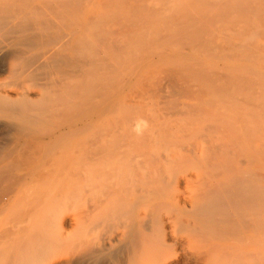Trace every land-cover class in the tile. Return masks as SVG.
Wrapping results in <instances>:
<instances>
[{"label":"bare ground","instance_id":"bare-ground-1","mask_svg":"<svg viewBox=\"0 0 264 264\" xmlns=\"http://www.w3.org/2000/svg\"><path fill=\"white\" fill-rule=\"evenodd\" d=\"M106 1L0 0V51L18 50L0 82V114L13 120L0 161L22 160L35 146L26 158L43 165L34 180H59L57 192L22 199L33 204L20 217L39 223L6 231L19 244L7 264H264V120L255 99L232 108L206 85L203 93L177 85L179 95L186 90L172 118L176 108L169 115L161 101L164 74L178 84L195 65H264V0H109L119 24L105 31ZM67 15L78 28L50 45L48 30ZM122 44L124 68L143 61L118 83ZM176 66L186 67L181 76ZM234 72H217L235 82L221 84L247 91L257 82L245 86ZM188 75V83L200 76ZM146 115L150 126L140 130Z\"/></svg>","mask_w":264,"mask_h":264},{"label":"rangeland","instance_id":"rangeland-1","mask_svg":"<svg viewBox=\"0 0 264 264\" xmlns=\"http://www.w3.org/2000/svg\"><path fill=\"white\" fill-rule=\"evenodd\" d=\"M80 1H82V0H80ZM89 2V1H92V0H83V3H85V2ZM109 0H107L106 2L108 3V12L107 11H104V14L103 15H106V12H107V16L108 17H106V19H105V21L103 20L105 17L104 16H102L103 17V19H102V17L101 16H99V18H100V25L104 28V30L105 29H111V27H113V29L115 28V27H117L118 26V24H119V22H118V24H117V22H115L114 20H113V22H112V19H115L118 15L116 14V16H114L115 15V13H117V12H115L116 11V1L115 0H113V1H115L114 3V6L112 5V7L113 8H111V5L109 6V4H112V3H109L108 2ZM111 1V0H110ZM106 3V4H107ZM111 9H110V8ZM107 9V8H106ZM109 9L110 10H112L111 12L109 11ZM111 13V14H110ZM109 15H111V16H109ZM76 17H77V15L76 16H71V15H67V16H65V17H63V19L65 18V20H63V19H56V23L55 24H57V25H55L54 23H53V25H51L52 27H51V31L50 30H48V33H47V35L45 36V39L47 40L46 42L48 43V41H49V44L50 45H56V41L58 42L59 40H61V38H63L64 36H66V34L68 35V34H71L72 32H74L77 28H78V25H77V23H76ZM110 17L112 18V19H110ZM70 19V20H66V19ZM109 18V19H108ZM107 19H108V21H107ZM117 19L119 20V17H117ZM62 20V21H61ZM102 20V21H101ZM116 20V19H115ZM118 20H116V21H118ZM59 21V22H58ZM62 23H61V22ZM65 21H67V22H65ZM104 21V22H103ZM107 21V22H106ZM65 24V26L66 27H68V28H65L64 27V25H61V24ZM72 23V24H71ZM106 23V26L104 25V24ZM113 23V24H112ZM115 23V24H114ZM59 24V25H58ZM68 26H67V25ZM70 24V25H69ZM74 24V25H73ZM111 24V25H110ZM117 24V25H116ZM72 25V26H71ZM109 25H110V27H109ZM106 28H105V27ZM42 27H44V25H42ZM71 27V28H70ZM75 27V28H74ZM58 28H59V30H58ZM71 29V30H70ZM106 31V30H105ZM54 34H53V33ZM52 33V34H51ZM52 38H51V37ZM48 37V38H47ZM54 38H56V39H54ZM59 38V39H58ZM51 39V40H50ZM52 42H53V44H52ZM122 46L123 47H121V49L124 51L125 50V48H124V46L125 45H123L122 44ZM120 47L118 48V52L121 50L120 49ZM120 49V50H119ZM121 50V52H120V54L119 53H117V54H119L118 56H120L121 55V57H120V59L121 58H124L125 60H122V62H120V65L121 64H123V65H121L120 67L121 68H119V66H118V68H117V71H116V74H117V72H118V74L116 75V77L118 78V83H121V82H123V81H127L128 79L130 80V79H133L134 77V75H135V71H136V68L137 67H139L140 65H142V59H136V56L134 57V59H135V61H133L134 59H132V61H130L131 63H134V64H130L131 66L129 67L130 69H127L126 67V70H123V69H125L124 68V66H128V65H125V63L127 64V62H126V60L128 59V55L126 54L127 53V50H125L124 52ZM18 51V50H17ZM17 51H16V48L15 49H13V50H10V51H3V52H1L0 51V82H3L4 80H6V78H7V72H8V68L11 66V64L12 63H14L15 61H16V59H17ZM86 51H88V48H86ZM123 52V53H122ZM16 53V54H15ZM14 54L16 55L15 57H14ZM126 54V55H125ZM200 54V53H199ZM201 56H206V52H203L202 54H200ZM119 58H118V61H121ZM129 60V59H128ZM141 61V62H140ZM119 65V64H118ZM261 66L259 67V64H254V65H249V66H244V67H242V68H229L228 69V71H235L233 74L235 75V74H239L241 77H243V81H242V79L240 80L241 82H244V85L245 86H248L249 84H251L252 82H251V80H252V78H253V80L252 81H254V82H256V84L254 85V83L252 84V86L253 87H256V89H254L253 87H251V85H249L250 87H251V89H250V87L248 88L247 87V91H246V89H240L239 88V90H240V92H238L239 90L238 89H236L234 86H231V85H227V84H229V83H231V84H235V82L234 83H232V82H230L229 80H227L228 78H226V77H224L223 78V80L222 81H220L221 79H222V75L223 74H221V76L219 77V74L217 73V72H221V73H226V72H228L227 70H224V67H213V68H211V67H205V66H199V65H195V66H192V67H195V68H191L192 70H195V71H197V73L196 72H194V73H196V75L198 74V75H200L199 76V78H200V80H198L199 78H198V76L197 77H194V76H196L195 74L193 75L192 74V70H189V72H187L188 71V69H186L187 71V75H188V73H190L191 75L190 76H192L193 75V77L195 78V80L194 79H192V80H194V81H189V83L187 82L188 81V79L190 78L189 77V75H188V77L189 78H187V80H186V78L185 77H187V75H186V73H185V77L183 78V77H180V82H179V80H178V78H177V83L178 84H176V82L174 83V84H176V87H177V85L179 86V87H181V86H191V89H195L196 90V92H201L202 90H203V88H205V85H206V88L205 89H207V90H205V92H210V93H213L214 95H215V93H217L216 94V97L217 96H220V95H224L225 96V91L224 90H226V92L228 91V88H226L227 86L229 87V89L231 88V92L230 91H228L227 93H231V94H226V96H231V97H229L228 99H227V97L225 96H223V98H225V100H229L228 101V104H229V102H230V107H235L234 105H233V102L235 101V102H237V103H239V102H242V103H244L246 106H250L251 104H249V103H251L250 102V100L251 99H255V101H256V103H254L253 102V104H256L257 106L255 107V108H257L258 106V108H257V110L256 111H258V112H254V114L255 115H257V113H259L260 114V112H261V118H263V120H264V116H263V114H264V97L263 98H261V96H260V94L259 93H257L258 91H259V85H260V83H262L261 84V87L264 89V65L263 64H260ZM172 66V65H171ZM171 66H170V71L169 72H171ZM179 66V65H178ZM178 66H176V69L178 70L180 67H178ZM201 67H202V69H201ZM255 67V68H254ZM172 68H174V66H172ZM182 68V69H181ZM181 68L179 69V70H182L183 71V73H184V70H185V68L184 67H182L181 66ZM119 69H121V70H119ZM176 69H172V70H175V71H177ZM184 69V70H183ZM199 69H201V71H202V73H199V72H201V71H199ZM205 69V70H204ZM213 69V70H212ZM7 70V71H6ZM121 71V72H119V71ZM123 70V71H122ZM169 70V69H168ZM179 70H178V72H179ZM207 70H209L207 73H203L204 71L206 72ZM210 70H212V71H210ZM124 71H126V72H124ZM175 71H172V74H177V72L176 73H174ZM182 71H180L179 73H178V75L177 76H181L183 73H181ZM191 71V72H190ZM199 71V72H198ZM261 71V72H260ZM168 72V73H169ZM211 73V75H212V77H211V75H210V73ZM213 72H215V74L213 75ZM238 72V73H237ZM250 73L251 75H249L248 76V74L247 73ZM119 73H120V75H119ZM167 73V72H166ZM218 74V76H216L217 74ZM203 74H207L208 76L207 77H205V79H211V78H213V79H215L216 78V80L215 81H213V83H212V81L211 80H208L207 81V83H205V79H204V75ZM175 75H173V76H175ZM229 75L230 76H232V72L231 73H227V75H225V76H227V77H229ZM176 76V77H177ZM214 76V77H213ZM248 76V77H247ZM168 78L169 76H168V74H167V76L164 74V76H163V78L165 79V78ZM170 77L172 78V75H171V73H170ZM175 77V78H176ZM219 77V78H218ZM249 77H252V78H250L249 79ZM166 78V82H162L164 85H166L167 86V84H168V88L170 87L171 88V85H173V87H172V89H173V91L175 92H173L175 95L178 93V87L176 88H174V84H172V83H170L171 82V78H169L170 79V81H169V79H167ZM184 79V81L182 80L181 81V79ZM192 78V77H191ZM191 78H190V80H191ZM196 78H198L197 80L199 81H196ZM218 78V79H217ZM221 78V79H220ZM225 78H226V80H225ZM248 78V79H247ZM163 79V81H165ZM174 78H172V80H173ZM245 79H247V80H245ZM255 79V80H254ZM261 79H262V81H261ZM176 80V79H175ZM202 80V82H200ZM248 80H250V82L251 83H249V81ZM187 83H186V82ZM211 81V83L213 84H211V83H209ZM226 81H228V83L225 85H223V84H221V83H225ZM246 81H247V83H248V85H247V83H246ZM172 82H174V81H172ZM183 82H185V84L183 83ZM196 82H198V84H199V86L201 87L200 89H199V87L197 86L198 84L196 83ZM165 83H167V84H165ZM195 83L197 84V85H195ZM215 83V84H214ZM237 84L239 83V84H241V85H243L242 83H240L239 81H237L236 82ZM246 83V84H245ZM259 85H258V84ZM183 84V85H182ZM202 84V85H201ZM223 85V86H221V85ZM211 85V86H210ZM217 85V87H215ZM220 85V86H219ZM240 85V86H241ZM165 86V87H166ZM193 86V87H192ZM212 86L213 87H215V89H217L218 87V89L217 90H213V88H212ZM238 87H239V85H237ZM221 87H223L222 89H221ZM237 87V88H238ZM168 88H167V91H168V97H167V100H165V98L166 97H164L161 101H162V105H167V104H169V106L167 105L166 106V111H167V114L169 113V115H171L172 113V111H169V108L170 109H174V108H176L177 107V105L178 104H176V103H178V101L179 102H181L182 101V99H181V97H182V95H184L185 94V88L184 87H182L183 89H185V90H182V88L179 90V91H181V95H179L180 93H178L176 96H172V95H174V94H172L171 92H170V94H169V90H170V88H169V90H168ZM212 88V89H211ZM241 88H242V86H241ZM246 88V87H245ZM253 88V89H252ZM235 89V90H234ZM236 90H238V91H236ZM254 90H257L256 92L254 91ZM171 91V90H170ZM184 91V92H183ZM212 91V92H211ZM218 91H224V93L222 92L221 94H220V92H219V94H218ZM241 91H245L243 94H246V95H248V93H249V91H250V93H249V95L251 96L250 97V99H249V96H248V98H246V95H243L242 97H241ZM204 92V90L201 92V93H203ZM215 92V93H214ZM236 93V92H238V98L239 99H236L235 97H234V99H233V96L234 95H236V94H233L232 95V93ZM255 92V93H254ZM212 94V95H213ZM240 94V95H239ZM158 95V99L159 98H161V96L159 95V93L157 94ZM236 95V96H237ZM160 96V97H159ZM262 96H264V95H262ZM172 97V98H171ZM244 97V98H243ZM231 98V99H230ZM175 99H176V101H175ZM246 99V100H245ZM169 100H171L170 102H169ZM259 100H260V103H259ZM249 102V103H248ZM246 103H248V104H246ZM258 104H263V106H260V105H258ZM161 105V106H162ZM175 106V107H174ZM245 106V108H248V107H246ZM253 106H255V105H253ZM261 107H262V109H261ZM250 108H252L253 109V111L255 110L254 109V107H249L248 108V110L250 109ZM163 110V109H162ZM175 110V112L172 114V116H171V118L173 117V115L176 113V111H177V108L176 109H174ZM169 111V112H168ZM244 111H246V109L244 110ZM250 111L252 112V110L250 109ZM250 111H247V112H250ZM263 111V112H262ZM164 113V112H163ZM171 113V114H170ZM119 116H120V118H122L123 117V115H120L119 114ZM170 117V116H169ZM262 120V121H263ZM62 121V120H61ZM139 123H138V127H139V129L140 130H143V129H146V128H148L149 126H150V117L148 116V115H146V116H144L143 118H141L139 121H138ZM264 122V121H263ZM262 122V123H263ZM13 123V120L12 119H9V117H7L6 115H4V114H0V149H1V147H5L6 146V144H8L11 140L10 139H12L13 138V136L11 135V134H13V132L10 134V132H9V125L10 124H12ZM60 124H61V122H59ZM62 123H64L63 121H62ZM261 123V125L263 126V124ZM264 127V126H263ZM264 129V128H263ZM11 135V136H10ZM10 140V141H9ZM11 143V142H10ZM35 150H36V147L35 146H32L30 149H29V151L27 152V156L24 158V159H22V160H5V161H0V264H7V261L9 260V258L11 259V257H13V255L15 254V250H16V254H18V247H19V244H17L16 243V241H14V240H11V239H9L8 237H5L4 235H6L7 234V230H8V232H9V229H10V232H11V230L13 229V231H14V228L16 229V230H18L19 229V227L18 226H20V228H22L21 227V225L23 224L22 222L24 221L25 222V226L26 227H30V228H32V227H37V224L39 223V221H37L36 219H35V217H33V216H30L29 214H27V216H26V214H24L26 217H27V219H23L22 217H23V214L21 213V209L23 208V209H25L26 207H27V205L30 203H27V202H25L26 203V206L24 207V205H25V203H24V201H25V199L24 198H29L28 196L30 195V196H33L34 194V191H37L38 192V194H39V191L40 192H57L58 191V188H59V185H58V183H59V180H58V182L56 181V182H54L52 179L50 180V178H49V181H48V184H47V182L46 183H44L45 185H43V183H42V185L41 186H46L48 189H46V187H42L41 188V186L40 185H38V183H37V181H35L34 180V178H36V175H34L33 174V172L37 169V170H41L42 168H39V166L40 167H43V165H41L38 161H36V162H31V161H29V160H33V159H31L30 157H31V154H33V152H35ZM30 157H29V156ZM26 158H29V160L27 161L26 160ZM24 160V161H23ZM57 166V167H56ZM54 168L56 167V169L58 168V167H60V166H58V165H55V166H53ZM53 168V169H54ZM49 169V168H48ZM51 169H52V167H51ZM52 169V170H53ZM52 170H50V172L52 171ZM54 172L53 173H56L55 172V169L53 170ZM57 171H58V169H57ZM52 172H51V174L53 175H51L52 177H54V174H53ZM63 176V175H62ZM29 177V178H28ZM63 177H65V176H63ZM66 178V177H65ZM31 180V181H30ZM34 180V181H33ZM62 181V180H61ZM64 181V182H63ZM62 181V183H63V185L65 186H67V181L66 180H63ZM35 184H36V187H35ZM47 184V185H46ZM30 185H31V187H30ZM37 186H39L38 188H37ZM50 186H51V188H50ZM27 187V188H26ZM29 187V188H28ZM11 188V189H10ZM21 189V190H20ZM27 189V190H26ZM34 189V190H33ZM45 189H46V191H45ZM73 190H75V188L73 187L72 188V191ZM263 190H264V188H263ZM28 191H30V192H28ZM18 192V193H17ZM25 192H27L28 193V195H27V193H26V195H25ZM73 192H82V190L81 189H78V190H76V191H73ZM264 192V191H263ZM36 193V192H35ZM31 194H33V195H31ZM6 195H8V196H6ZM22 195V196H21ZM24 196H27V197H24ZM35 196H37L38 197V195H36L35 194ZM34 197V196H33ZM36 197V198H37ZM8 198H10V200L8 199ZM35 198V197H34ZM34 198H29V199H27V200H31V199H34ZM9 201H8V200ZM22 199H24V201L22 200ZM8 202H7V201ZM6 201V203H4ZM34 201H35V199H34ZM33 201V202H34ZM23 202V203H22ZM2 204H4V205H2ZM10 204H12V206H10ZM31 204H33V203H31ZM31 204H29V206L31 205ZM10 208V209H9ZM27 208H31V207H27ZM71 209V208H70ZM14 210H16V212L14 211ZM24 211V210H23ZM22 211V212H23ZM15 213V215H13L14 213ZM8 213V214H7ZM13 213V214H12ZM24 213V212H23ZM22 215V217H20ZM19 216V217H18ZM30 216V217H29ZM18 218V219H17ZM21 218H22V221H21ZM25 218V217H24ZM31 219H33V220H31ZM35 219V220H34ZM9 221V222H8ZM18 221H19V223H18ZM21 221V222H20ZM36 221V222H35ZM21 224V225H20ZM23 226V225H22ZM8 227V228H7ZM69 230H68V232L70 233V232H72L73 231V228H68ZM6 232V233H5ZM5 233V234H4ZM46 232H44L43 231V233H41V235H44ZM39 234V233H38ZM15 249V250H14ZM1 252H3V253H1ZM14 253V254H13ZM7 256V257H6ZM7 259V260H5V258ZM104 258H106V259H108L107 257H104ZM104 258H102L101 260L99 259L98 261H96L94 264H109V262L107 261V260H104ZM5 261H6V263H5Z\"/></svg>","mask_w":264,"mask_h":264}]
</instances>
